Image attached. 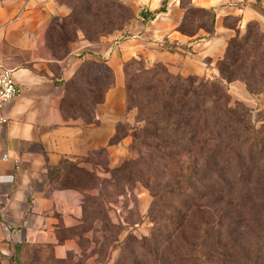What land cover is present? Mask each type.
I'll return each mask as SVG.
<instances>
[{"label":"trees","instance_id":"obj_1","mask_svg":"<svg viewBox=\"0 0 264 264\" xmlns=\"http://www.w3.org/2000/svg\"><path fill=\"white\" fill-rule=\"evenodd\" d=\"M58 1L70 13L61 21L54 18L47 31V51L57 61L70 56V44L78 41L80 33L85 41L96 44V39L121 32L138 19L120 0ZM171 1L164 0L156 11H142L143 24L167 13ZM191 1L181 0L184 17L178 31L193 38L204 30L207 38L214 37V10L195 8ZM195 11L202 19L196 31L190 32L186 24ZM230 20L236 21L234 26ZM238 24L236 17L225 20L236 35L217 64L219 76L211 80L175 76L162 66L147 69L143 60L125 65L128 110L138 111L137 120L144 127L136 131L127 123L119 124L111 144L130 136L159 156L150 161L129 159L113 171L124 178L125 187L134 179L136 183L146 180L152 194L149 217L153 227L148 236L139 238L131 231L120 241L121 233L115 235L104 226L108 214L105 202L99 203L100 207L96 204V211L106 214V219H94L102 225L101 256L105 257L110 247L119 251L114 264H264V124L257 125L264 119L253 121L250 110L241 103L233 106L229 95V85L234 82L244 83L250 94H264V32L259 23L250 21L241 34ZM162 45L169 52L179 47L167 40ZM131 77L136 87L130 83ZM114 83L115 74L106 62H85L69 82H56L65 88L63 117L67 113L74 122L81 119L83 125H98L95 112ZM73 86L78 89L79 101L68 111L66 102ZM86 162L96 168L91 156L76 162L65 160L50 169L47 178L57 189L80 192L114 184L112 178L93 189L65 186L61 175L68 169L83 170L80 166ZM138 163L144 173L136 178L133 175L141 174L134 171ZM162 165L171 174L166 185L157 181L166 174L160 172ZM83 201L87 223L86 212L95 206L85 195ZM18 249L21 246L14 247V253Z\"/></svg>","mask_w":264,"mask_h":264},{"label":"crops","instance_id":"obj_2","mask_svg":"<svg viewBox=\"0 0 264 264\" xmlns=\"http://www.w3.org/2000/svg\"><path fill=\"white\" fill-rule=\"evenodd\" d=\"M120 2L138 17L129 29L130 39L92 44L80 37L70 44V56L57 61L48 54L46 35L53 19L67 16V9L53 0H0V64L14 71L20 89L5 104L8 122L0 134V264H114L119 251L110 247L101 256L99 223L87 227L83 198L90 192L57 189L48 171L65 160L90 156L94 161L106 156L109 169H114L130 156V136L111 144L119 124L135 125V111L127 106L125 63L140 59L151 67L163 65L175 76L218 77L217 64L236 35L225 25L227 18H239L241 33L250 21L264 32V0H192L195 8L214 10L212 38L204 30L193 38L178 31L184 17L181 0H172L167 13L147 25L140 13L160 9L164 0ZM165 40L179 45L177 51L166 50ZM87 61H104L115 74L114 86L95 112L98 125L89 126L65 121V88L56 84L69 82ZM55 65L61 67L60 78ZM235 89L238 100H246L245 87L236 84ZM80 168L96 171L91 162ZM16 246L21 249L14 253Z\"/></svg>","mask_w":264,"mask_h":264},{"label":"rangeland","instance_id":"obj_3","mask_svg":"<svg viewBox=\"0 0 264 264\" xmlns=\"http://www.w3.org/2000/svg\"><path fill=\"white\" fill-rule=\"evenodd\" d=\"M53 1L59 6L66 8L68 11L67 16L69 15L70 9L67 6L62 5L58 0H53ZM133 14L136 15L134 12ZM67 16L63 18H59L60 21L66 18ZM188 17L189 18L186 24V29L190 32H194L196 31V28L198 27L202 19L201 14L195 11V12H191ZM235 23H236L235 20L229 21L230 25L234 26ZM131 26L132 25L127 26L121 32L117 31L110 35L100 37L96 39V42L100 43L104 39L114 38V37H118L117 39L118 42L119 41L124 42V40L131 38V36L129 35V29L131 28ZM244 33L245 31L241 34H244ZM80 37H82L84 40L83 34L81 33L79 34L78 40L80 39ZM134 60H137V59H134ZM127 63L124 64V70H125V65ZM145 66L147 69H153L157 66H162L165 69H167L163 65H154L151 67L147 64V62H145ZM53 69H54L55 74L58 76L60 74L61 67L59 65H55ZM204 78L211 80V78H208V77H204ZM102 80L103 78H100V82H102ZM130 83L134 87H136L137 85V82L133 81V77L130 78ZM236 84H242L245 87L246 93H247L246 100H238L237 90L235 89ZM77 90L78 89L76 86H73L70 88L68 100L66 102V107L68 111L72 108L73 104L79 101V95H78ZM229 95H230L233 106H235L236 103H241L250 110L253 121H256L259 118L264 119V94H257V95L250 94L244 83L234 82L229 85ZM133 111H135V114H136L134 129L138 131L140 128L144 127V123L138 122L137 120L138 111L136 109ZM64 115H65L64 118L68 122H74L71 118H69L67 113L66 114L64 113ZM77 121L82 122L81 119ZM263 124L264 122H261V123H258L257 125L258 127H260ZM156 156H159L156 150L149 148V146L141 145L138 140L134 142V139H132V142L130 145V156L126 160L136 159L138 161L140 159H145L147 161H150L153 157H156ZM95 161H96L95 173H89L86 170L71 171L70 169H68V171L64 172L61 175V177L63 178L62 181L64 182L65 186H71V187L80 188L83 190L93 189L102 180L110 182L112 181V178H114V184L112 186L106 185V187H104L103 189L99 188V189H93L91 191H87V192H90L89 194L85 195L87 201L90 203L91 206L93 207L95 206V210L93 209L91 211L86 212L87 227L92 228V226L93 227L94 225L96 226V223H94V219L96 220L98 217L102 218V220L106 219L104 218L106 214L104 215V214H101V212L96 211L97 209L96 204L97 206L100 207L101 202L104 201L108 209L107 222L104 224V226H106L107 224L110 232L114 233L115 235H117L118 233H121L122 240H124L126 235L131 231L134 233V235H136L139 238L143 236H148L153 227L151 218L149 217V209L152 204V194H151V191L148 190V188L146 187V183H147L146 180L143 179L144 182H142L143 183L142 184V183H136L135 180L137 179H134V181L132 182L130 186L125 187L123 185L124 181H122V179L124 178L120 174H116V175L113 174L114 173L113 171L116 168L109 169L106 156L105 157L98 156L95 159ZM141 163H138L137 166H134L135 172H137L138 170H140L141 172V169H140ZM150 167L152 166L150 165ZM166 170H167L166 167L162 165L160 172L165 171L166 174L163 175L161 178H157L158 183L161 185H166L170 182L171 174L168 173ZM142 172L144 173V171ZM142 172L140 175L135 174L133 176L137 178L142 175ZM98 174H100L101 177L98 176ZM157 175H160V174H157ZM60 180L61 179H58V182ZM150 186H152V184ZM167 204H168L167 202L164 203V205H167ZM99 225L100 227L102 226L100 222H99Z\"/></svg>","mask_w":264,"mask_h":264},{"label":"built area","instance_id":"obj_4","mask_svg":"<svg viewBox=\"0 0 264 264\" xmlns=\"http://www.w3.org/2000/svg\"><path fill=\"white\" fill-rule=\"evenodd\" d=\"M20 95V89L14 78V71L0 64V134L8 120L4 115L5 104Z\"/></svg>","mask_w":264,"mask_h":264}]
</instances>
